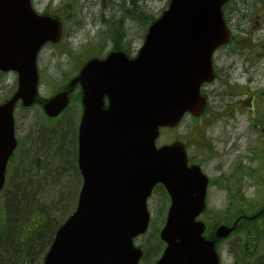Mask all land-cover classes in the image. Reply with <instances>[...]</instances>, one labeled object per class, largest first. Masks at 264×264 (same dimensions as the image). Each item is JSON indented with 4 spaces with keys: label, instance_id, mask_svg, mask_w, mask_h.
<instances>
[{
    "label": "water",
    "instance_id": "95a60500",
    "mask_svg": "<svg viewBox=\"0 0 264 264\" xmlns=\"http://www.w3.org/2000/svg\"><path fill=\"white\" fill-rule=\"evenodd\" d=\"M225 0H170L153 22L135 58L112 52L90 59L43 105L49 118L81 89L77 167L82 178L75 210L55 231L42 264H138L133 240L149 224L147 199L155 185L170 198L159 238L165 244L155 264H218L217 240L232 227L203 237L207 177L187 165L180 142L156 146L160 129L174 128L188 113L201 114L200 86L213 80L211 56L228 41L221 18ZM61 37L56 19L39 16L30 0H0V71L17 75V89L0 105V191L16 147L13 111L36 102V57Z\"/></svg>",
    "mask_w": 264,
    "mask_h": 264
},
{
    "label": "flooded vegetation",
    "instance_id": "af4514ba",
    "mask_svg": "<svg viewBox=\"0 0 264 264\" xmlns=\"http://www.w3.org/2000/svg\"><path fill=\"white\" fill-rule=\"evenodd\" d=\"M83 1L76 0L77 11L81 12L84 23L89 27L98 22L103 30L108 22L110 0H107L108 7L100 4L93 12L97 14L95 20H92V14L89 17L87 10L82 9ZM30 2L37 14L58 19L61 24L62 17L69 13L65 6L63 8L60 5L58 13H51V7L55 6L54 0H50L45 7L35 0ZM128 5L145 10L146 0H128ZM105 9L106 15L100 12ZM221 18L229 38L212 53L213 80L200 86V96L205 99L204 109L198 116H183L177 128L187 119L190 121L185 127L188 132L181 131L172 142L178 141L184 145L188 166L200 167L208 178V187L217 185L220 188L221 198L226 204L224 214H227L223 224H235L233 231L215 247L218 264L223 258L219 247L238 230L244 233L250 231L252 237L242 245L243 259H236L233 264H264V0H225L221 6ZM119 23L124 24V18H120ZM143 39L136 48H132L129 43L127 48L125 37H122V49L111 48L110 52L121 51L128 58H134ZM50 45H44L38 52L37 69L41 50ZM69 82L60 86L55 94L68 90ZM74 91H77L80 102L78 84L69 92V102L74 97ZM46 100L37 94L32 106L37 105L43 110ZM218 123L224 129L220 139L215 136L209 139L203 130L213 128ZM214 164L217 171L215 177L209 172V167ZM76 171L80 177L77 150ZM157 187L161 186H156L154 190ZM230 209L232 212H229ZM211 236L208 235V239Z\"/></svg>",
    "mask_w": 264,
    "mask_h": 264
},
{
    "label": "rangeland",
    "instance_id": "374dc122",
    "mask_svg": "<svg viewBox=\"0 0 264 264\" xmlns=\"http://www.w3.org/2000/svg\"><path fill=\"white\" fill-rule=\"evenodd\" d=\"M35 1L41 7H45L50 0ZM166 1L146 0L144 12L153 18H157L160 12L165 9ZM123 2L124 5L121 4V0H110V5H113V8L110 7V22L113 23L112 19L117 15L118 9L130 7L128 0H123ZM53 3L55 6L51 7V13H58L59 5L63 8L65 6L69 13L62 17L63 34L60 42L45 47L39 55L38 94L46 99L53 96L60 86L70 81L84 61L91 57L105 56L113 47L112 39L101 30L98 22L89 27L84 23L81 12L77 11L76 0H54ZM120 14L119 17L124 18L121 29L125 37V47L128 48L131 45L132 48H136L139 46L146 27L144 24L131 19L125 12ZM15 79L14 73L0 75V102L12 94ZM73 96L74 99L72 98L68 108L55 119L47 118L37 105L23 109L18 104L13 115L15 136L19 147H17L13 159L7 166L5 189L10 190L9 178L12 175L15 174L16 176L20 171L23 172L25 177L30 179L26 181L17 180V184L19 186L29 185L32 189H36L42 201L40 204L51 207V210H55L58 204L63 206V212L56 211V214L53 212L55 220H57L56 224L62 223L74 210L81 186V180L76 171V132L81 106L77 91H74ZM189 124L190 121L186 119L179 128L161 131L156 145L171 143L181 131L188 132L185 127ZM219 126L218 123L213 128L203 131L209 139L214 136L220 139L224 129L222 124ZM37 149H40L43 154L39 158L38 164L35 165ZM215 164L209 167V172L213 177L217 175ZM3 202V196L0 194V225L4 224L6 216L1 212ZM168 206L169 199L166 195L158 196L155 193L149 198V228L146 234L134 241V245L141 247L144 252L143 259L139 264H153L160 257L164 245L160 242L159 231L164 224ZM225 207L226 204L221 198L220 188L217 185H211L207 189L206 212L199 220L204 221L210 228L220 224L225 221V217L227 218V214H224ZM229 212H232L231 209ZM37 218L38 213L31 216L33 220ZM249 233L251 232L244 233V231L238 230L223 244L227 250L223 249V246L219 247V253L221 252L223 255L221 264H233L234 260L243 259L241 246L246 243V240L251 239L252 234ZM158 248L159 250H157ZM6 264L22 263L9 261ZM33 264H42V261Z\"/></svg>",
    "mask_w": 264,
    "mask_h": 264
},
{
    "label": "trees",
    "instance_id": "16d2710c",
    "mask_svg": "<svg viewBox=\"0 0 264 264\" xmlns=\"http://www.w3.org/2000/svg\"><path fill=\"white\" fill-rule=\"evenodd\" d=\"M100 4H104L108 7L107 0H88L86 2L85 6L88 7H85V9H87L89 17H91L92 14V20H95L97 14H93V12L97 10ZM121 4L124 5L123 0H121ZM110 7L113 8V5L111 4ZM106 10L107 9L100 12L106 15ZM118 10L117 15L115 17L113 16V23L107 22L102 30L112 39L113 50H121V47L124 45L123 41H121V38L124 36L121 29L122 24L119 23L120 13L123 14L125 12L131 19L136 20L137 23L144 24L146 28L155 19L135 5L125 9L122 7ZM112 12L111 15H113ZM42 154V151L37 149V153L35 154V165L38 164ZM12 177L9 178V185L11 184L10 190L7 191L4 187L2 192H0L4 200L1 212L6 215L4 224H1L2 226L0 225V264H6L9 261H19L22 264H33L42 261L53 239L55 230L61 224H59V222L56 224L57 220H55L53 212H55V214L56 211L60 213L63 212V206L58 204L57 207L54 206L56 209H52V211L50 209L51 207L40 204L42 201L36 189H32L29 185L19 186L17 184V180L26 181L30 179L25 177L23 172L20 171L19 174L16 176L14 174ZM154 192L157 193L158 196L164 195L160 187H157ZM35 213H38V218L33 220L31 216ZM210 234L211 232H208V235ZM249 234L251 235V233ZM157 250H159V248Z\"/></svg>",
    "mask_w": 264,
    "mask_h": 264
},
{
    "label": "bare ground",
    "instance_id": "6f19581e",
    "mask_svg": "<svg viewBox=\"0 0 264 264\" xmlns=\"http://www.w3.org/2000/svg\"><path fill=\"white\" fill-rule=\"evenodd\" d=\"M84 4H86L85 1L82 2V5H83V8L82 9H85V7L87 8L88 6H85ZM88 5V4H87ZM87 10V9H86ZM107 19H108V22H110V13L107 14Z\"/></svg>",
    "mask_w": 264,
    "mask_h": 264
}]
</instances>
